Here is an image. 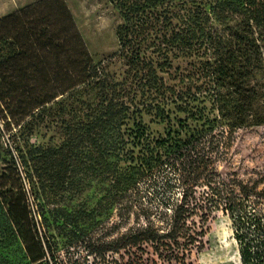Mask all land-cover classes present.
Segmentation results:
<instances>
[{
	"label": "trees",
	"instance_id": "trees-1",
	"mask_svg": "<svg viewBox=\"0 0 264 264\" xmlns=\"http://www.w3.org/2000/svg\"><path fill=\"white\" fill-rule=\"evenodd\" d=\"M108 2L121 19L119 50L99 62L64 0L0 18V121L8 135L2 143L0 131V264H52L48 249L55 260L35 229L19 172L42 219L63 226H78L83 214L57 203L97 180L113 199L101 207L139 226L131 249L146 244L163 261L131 264H185L183 251L201 235L196 226L215 212L231 223L240 264H264V173L243 179L217 167L239 129L264 126V0ZM179 58L195 63L176 88L158 72ZM115 62L125 66L120 80L110 71ZM201 101L210 111L195 105ZM168 103L186 118L151 138L143 114L164 120ZM48 120L67 137L60 146L30 140ZM162 166L173 170L171 195L156 201L142 180Z\"/></svg>",
	"mask_w": 264,
	"mask_h": 264
},
{
	"label": "rangeland",
	"instance_id": "rangeland-1",
	"mask_svg": "<svg viewBox=\"0 0 264 264\" xmlns=\"http://www.w3.org/2000/svg\"><path fill=\"white\" fill-rule=\"evenodd\" d=\"M40 0H0V18L12 12L23 9ZM75 20L76 26L82 35L95 62L104 61L119 50L115 35L116 26L121 23L118 12L108 0H64ZM192 59H172L171 66L166 72H158L167 85L178 86V76L187 74L192 68ZM125 66L122 62H115L110 71L120 80L123 77ZM195 105L205 107L210 111V104L201 101ZM166 119L160 120L154 115L143 114V123L147 126L151 138L165 135L168 128H174L185 120L186 115L180 112L176 105H166ZM193 126L194 121L186 119ZM1 142L7 143V136L3 132L0 121ZM66 135L59 125L46 121L31 135V142L35 145L60 146ZM139 149H135L138 154ZM2 155V154H1ZM217 163L219 172H235L241 178L255 177L264 173V126H255L239 129L229 150V155H223ZM172 168L162 166L142 180V186L149 198L162 200L171 193L168 189L169 178L172 177ZM23 172V171H22ZM21 186L25 195V202L30 216L35 221V229L42 243H50L54 259L48 249V259L52 264H131L132 260L147 258L156 259L158 263L162 258L151 254L152 250L146 244L140 249H131L129 240L139 226H132L133 219L120 221L114 207L108 209L101 205L110 204L113 200L108 192L101 190L97 180H85V189L67 203L61 201V206L68 212L79 211L83 214L78 226H63L61 221H53L47 214V222L39 215L37 200L31 193L28 183L19 172ZM58 192H61L59 190ZM64 193V191L62 192ZM61 196V194H60ZM164 229L165 226H152ZM201 232L196 243L190 244L183 251L185 264H240L237 244L233 237L230 221L221 212L213 213L205 226H196ZM49 243L47 245H49ZM175 264V261H173Z\"/></svg>",
	"mask_w": 264,
	"mask_h": 264
}]
</instances>
